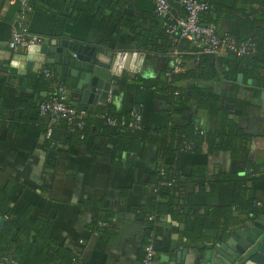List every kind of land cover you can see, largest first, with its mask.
Instances as JSON below:
<instances>
[{
    "label": "crops",
    "instance_id": "1",
    "mask_svg": "<svg viewBox=\"0 0 264 264\" xmlns=\"http://www.w3.org/2000/svg\"><path fill=\"white\" fill-rule=\"evenodd\" d=\"M124 8L134 13L126 14ZM120 9L136 23V30L119 24L115 15ZM20 12L18 2H0V63L9 51L23 54L28 49L11 50L8 46ZM26 24L30 32L45 39L58 38V47L64 55H71L72 63L78 59L76 49L81 44L93 46L99 52L136 48L146 52V59L137 73L125 69V80L114 77L109 99L101 106L83 102L76 88L78 82L57 70L54 76L53 64L45 62L38 73L28 72L31 90L19 84L20 77L16 74L6 69L0 71V191L9 197L8 206H0V215L5 218V225L7 220L23 216L27 209L30 220H52L51 236L73 253L75 264H142L148 234V222L142 214L153 195L152 179L161 166V149L153 143H143L137 150L116 149L112 137L118 129L102 131L99 128L102 118L98 115L106 111L99 110L112 107L120 117L126 118L132 108L141 105L142 121L147 128L159 129L171 120L175 124L196 121L204 130H214L220 104L200 109L198 102L192 101L184 107L178 105L180 114L170 115L168 98L154 87L139 84L138 79L169 76L165 74L174 62L172 53L157 54L154 48L144 46L137 39L139 33L152 30L158 24L150 0H30ZM218 24L221 33H232L241 39L254 34L245 19L221 18ZM63 39L73 42V48L63 47ZM190 54L183 59L181 72L199 70V55ZM55 56L60 65L61 55L48 51L47 58ZM230 58L236 56L223 51L214 55L210 66L220 69V60ZM259 65V72L264 76V65ZM46 67L51 69L54 82H61L60 75L66 81L70 103L81 109L91 106V110L83 109L87 113V132H68L61 124L47 136L49 121L38 110L44 97L34 102L35 94H52L55 89L56 84L43 76ZM39 78H43L40 84ZM199 83L221 94H233L232 87L237 86L232 99L244 100L246 105H237L241 116L236 121L246 128L251 138L245 146L236 143L235 148L220 152H210L206 145L200 152L178 151L165 162L184 176H190L195 167L200 168L208 183L202 191L195 183L188 184L187 197L202 208V215L207 212L206 208L237 203L234 219L229 223L239 222L243 227L250 209L244 210L240 202L250 200L257 205L264 202V100L259 89L264 85L254 76L247 80L244 74L242 83L221 79L214 83L193 80L180 84L189 88ZM250 163L261 165L260 170L253 172ZM246 172L252 178L246 183L243 196L235 187V178ZM193 220L183 213L161 217L155 233L157 264H168L175 251L194 247L196 242L200 246L215 242L223 228L221 219L209 216L207 222L212 221L213 227L206 226L203 236H187L194 227ZM99 221L108 225L100 226Z\"/></svg>",
    "mask_w": 264,
    "mask_h": 264
},
{
    "label": "trees",
    "instance_id": "2",
    "mask_svg": "<svg viewBox=\"0 0 264 264\" xmlns=\"http://www.w3.org/2000/svg\"><path fill=\"white\" fill-rule=\"evenodd\" d=\"M199 1H204L209 5V9L202 15V21L205 23H213L218 26L221 18L248 20L254 31L252 38L257 43L258 52L254 55L240 57L234 55L236 58H230L226 61L220 60V69L211 67L210 62L214 55L200 53L198 48L192 46L187 40H183L182 44L174 45L169 38L167 20L155 14L158 24L152 30L139 33L137 37L139 43L144 44V46H150L149 48H154L153 51L157 54L172 53L173 48L178 47L179 56L182 59L190 57V53L192 55L196 53L200 57V68L195 71L173 73L169 76L161 74L153 79H138V82L144 86L154 87L155 91L168 98L170 115L180 114L181 110L178 105L184 107L192 101H197L200 109H208L213 103L220 104L215 129L204 130L196 121L175 124L170 120V122L159 129H151L144 126L142 130L132 131L128 128L131 121V110L126 118L120 117L112 107L99 110L105 109L107 117L114 119L116 122L115 125H112L106 119H99L101 124L99 128L105 133L112 128L118 129V133H116L115 137H112L116 149L137 150L143 143H153L161 149V166L157 175L153 176L152 179L153 195L147 200L148 209L142 214L148 222L147 236L151 231L157 232L161 217L167 214L176 217L183 213V216L194 218V227L187 232L189 234L187 236L197 237L204 235L209 216L214 219H221L223 228H226L230 224L229 221L234 219V210L237 211L235 207L238 204L235 203V205L206 208L207 212L202 215L200 213L202 208L194 205L191 198L187 197V186L195 183L199 190L202 191L208 177L206 178V175L201 173L200 168L197 167H195L194 172L190 176H184L173 166L168 165L165 159L181 151L180 147L184 142L191 145L190 151L200 152L202 147L206 145L210 152H220L235 148L236 143L238 145L241 143L245 146L247 140L251 138L246 133V128L240 126L236 120L231 119L229 110L224 105H221L228 99L235 101L240 107L246 105L244 100L232 99V97L235 98V92H237L236 85L232 87L233 94H231V98H228V96L200 83L189 88L182 86L180 83L193 80L214 83L221 79L238 82L239 74L243 73L247 80L254 76L264 85V76L259 72V64L264 65V0ZM89 9L91 11L90 7H88ZM118 12L115 18L118 19L119 24L129 27L133 31L136 30V23L129 16L123 14L121 9ZM243 65L253 68L251 70L248 68L242 69L241 66ZM42 80L43 78H39L37 81L40 84ZM47 80L54 82L53 77ZM65 82L64 79L61 81L67 86ZM257 94L259 93L257 92ZM86 121L85 128L74 131L68 128L65 122L62 124L68 132L82 134L89 129L88 120L86 119ZM249 166L252 167L250 169L255 173L261 168L259 164L250 163ZM161 168H165L164 175L161 174ZM251 178L252 175L249 172L235 178V187L243 196L245 195L246 183ZM164 180L173 182L170 186L160 185V182ZM156 187H158L157 192L154 191ZM8 200L9 197L0 191V206L4 205L7 207ZM239 205H242L245 208L244 210L250 209L248 211L250 215L257 214L259 210V206L253 201L250 202V200L240 202ZM27 210L20 218L7 220L5 227L0 229V254L13 256L18 264H75L74 260L76 257L73 253L59 245L57 239L51 236L53 221L47 219L30 220L28 219L29 210Z\"/></svg>",
    "mask_w": 264,
    "mask_h": 264
},
{
    "label": "water",
    "instance_id": "3",
    "mask_svg": "<svg viewBox=\"0 0 264 264\" xmlns=\"http://www.w3.org/2000/svg\"><path fill=\"white\" fill-rule=\"evenodd\" d=\"M170 5L177 11L181 10V4L177 0H168ZM126 14H133V10L124 8ZM60 40L46 38L43 44L30 45L23 54L9 51L2 57L0 71L6 69L11 74L20 78V85L27 89L30 78L28 72L38 73L45 62L53 64V75L57 70L62 75L74 79L76 88L82 95L83 102L92 105H102L107 99L112 88L114 77L124 78L123 71L126 69L131 73L139 72L146 59V52L139 49L115 52V50H104L99 52L97 48L88 45H78L76 49L78 59L72 63L71 55L63 54V49L58 47ZM62 46L73 48V42L63 39ZM48 51L52 54H59L62 57L58 65L57 58H47ZM62 81L61 75L58 76ZM238 81L243 82V74H239ZM252 83V80L249 81ZM254 84L258 82L254 80ZM90 87V88H89ZM25 88V89H26ZM261 90V98L264 100V88ZM51 93L35 94L34 102L47 97ZM225 96L231 98V92H225ZM101 102H99V100ZM79 104V103H76ZM229 110V117L237 120L241 116V109L232 101L225 104ZM83 109L91 110V106H83ZM46 121L50 116L44 117ZM245 224L240 227L237 223H230L220 230L213 243H194V247H186L175 251L168 264H264V210L262 213L251 214L245 219ZM5 225V218L0 215V227ZM212 221L207 222V227L213 226ZM239 226V227H237ZM192 241V240H191ZM190 241V242H191ZM193 240L192 242H194ZM217 242V243H216Z\"/></svg>",
    "mask_w": 264,
    "mask_h": 264
},
{
    "label": "built area",
    "instance_id": "4",
    "mask_svg": "<svg viewBox=\"0 0 264 264\" xmlns=\"http://www.w3.org/2000/svg\"><path fill=\"white\" fill-rule=\"evenodd\" d=\"M2 0H0L1 2ZM18 2L21 5V12L16 20L12 37L8 43L11 50L28 48L30 45L43 44L44 36L30 32L27 24V12L30 9V0H9ZM181 4V10L174 9L168 0H151L154 13L167 20L168 34L174 45L182 44L187 40L192 46L198 48L200 53L219 55L221 52H228L236 56L254 55L258 52L257 43L252 37L240 39L232 33H221L218 26L213 23L202 21V15L209 9V5L199 0H177ZM174 62L166 75L179 73L183 69V59L179 56L178 47L172 50ZM76 55V54H75ZM77 56V55H76ZM46 79L51 77V69L46 67L43 70ZM55 89L51 95L43 99L39 106V113L43 116H50L47 127V136L50 137L58 126L65 122L72 131L85 128L87 113L85 110L69 102L68 88L63 83H55ZM99 118L106 119L110 124L115 125L114 119L107 117L106 113H100ZM128 128L132 131L142 130L141 105L131 109V121ZM191 145L184 142L180 150L190 151ZM165 174V168L160 169ZM173 181H161L160 185L170 186ZM158 191V187L155 188ZM100 226H107L105 221H99ZM156 232L151 231L146 237L142 264H157L155 247ZM0 264H17V260L7 254H0Z\"/></svg>",
    "mask_w": 264,
    "mask_h": 264
},
{
    "label": "flooded vegetation",
    "instance_id": "5",
    "mask_svg": "<svg viewBox=\"0 0 264 264\" xmlns=\"http://www.w3.org/2000/svg\"><path fill=\"white\" fill-rule=\"evenodd\" d=\"M223 94H224V93H223ZM228 101H232V102L235 103V101L228 99L227 101H225V102L222 103L221 105H224V106H225V104H226ZM235 104L238 105L237 103H235ZM258 205H259V210H258L257 213H262V211L264 210V202H259ZM260 208H261V209H260Z\"/></svg>",
    "mask_w": 264,
    "mask_h": 264
}]
</instances>
